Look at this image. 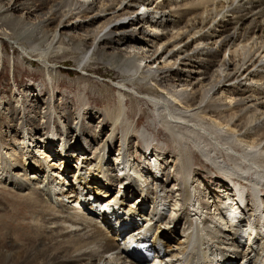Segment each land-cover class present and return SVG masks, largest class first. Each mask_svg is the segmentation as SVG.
<instances>
[{"label": "bare ground", "instance_id": "obj_1", "mask_svg": "<svg viewBox=\"0 0 264 264\" xmlns=\"http://www.w3.org/2000/svg\"><path fill=\"white\" fill-rule=\"evenodd\" d=\"M180 1L178 3L177 0H164L161 4H158L154 0H8L6 4H0V34L8 37L7 32H9V39L17 45L32 49L39 47L34 43L32 39L34 37H37L36 41L44 44L46 49L51 45H58L57 47L66 45L70 48V53L80 56L81 59H86L89 51L91 53L90 60H92V64H97V67L90 66V63L84 64L82 71L102 72V76L113 79L126 75L129 81L137 74V79H148L149 84L152 86H140L139 90H135V93L144 94L146 92V95H148L147 92L150 91L154 95L151 103L157 109V113L160 114L161 111L163 114L162 120H165V126L170 133L174 132L173 128L176 127L177 123H187L185 129L191 126L195 127L191 129L197 132L198 137L191 140L194 141V146L197 147V142L201 138H204L207 142L206 135L214 136V134H217L221 137L220 133L223 132L227 135V138H222L221 150L227 152L226 155H229V157L233 156L231 155L232 142L230 140L234 138L235 144L233 145L238 146L241 153L236 152L238 156L234 155L233 157L237 156V159L246 165L242 168L240 163L238 170L246 172L255 169L253 171L256 176L255 179L249 180L251 182L250 186L255 189L252 191L253 197L251 199V203L255 204L258 197L256 188L261 184V181L264 182V169L254 163L256 161H249L251 158L254 160V155L257 154L259 158L261 157L258 163L264 162V118L262 119V115H264V61L261 62V55L254 58L261 49V53H264V2L263 0L244 2L241 0L242 3L239 1V5L227 12L230 14L229 17L224 18L223 16L219 22L212 25L215 22V16L224 9V4H212L215 0ZM230 1L233 3L234 0ZM189 5L193 8L201 7L202 9L192 8L188 11L181 9L182 7H190ZM138 6L143 9L141 11L149 9L151 12H148L147 16L141 17L136 10ZM172 6H174V9L176 8V14L180 11L177 20H172L169 16H166V9H171ZM227 6H231V2ZM16 13H21V16L16 17ZM79 17L87 22L85 24L78 22ZM127 18L128 20H126ZM56 20H58V23L53 30L52 28L48 29ZM206 29L207 31H205ZM194 35H198L196 39ZM15 36L16 38H14ZM189 38L191 39L190 43L183 45L180 52L173 51L176 46L183 44L184 41L187 42ZM163 45L165 50L159 52V48ZM200 45H204L202 49H200ZM190 47L193 48L190 50ZM230 49L232 57L220 61V55ZM190 51L193 52L191 57L182 58L187 56ZM65 55L47 57V62L55 63L57 60L64 59ZM178 60H181L183 66L179 70H175L174 65ZM103 68H105V71L101 70ZM248 80L250 82L254 81V83L246 84ZM118 85L119 91L117 92L120 95L124 93L125 89H130L126 82ZM59 86H63V84L60 83ZM39 95L43 96L42 89L39 91ZM36 96H23L22 107H24V113L22 115L21 110L19 112L18 110L5 109L7 110L6 116H8V119L6 118V127L4 128L9 131L10 136L0 137V147L10 149L12 153L9 157L14 158L16 154L22 156L27 161L28 167L25 169L26 167L22 166L23 174L21 176L19 175L21 170H19L20 165L18 164H21L20 161H16L9 166L8 170L11 171L17 167V171H13V174L9 173L7 169L0 170V203L4 204V196L5 198L8 196L11 200L7 205L4 204L3 209L0 208V235H5L0 242V244H4L2 248L5 249V252H3L4 250L1 251L0 248V264H143L146 260L144 257L125 253L117 240L124 241L129 238L127 245L131 239H134L135 242H133L137 245H146L153 236L154 240L151 245L144 249L156 254L155 256L152 255L153 264H156L159 258L161 259L158 262L160 264H237V261L232 262L231 260L245 258L252 251H256L257 247L255 248L253 245L256 242L257 234L264 237V218L258 217V209L254 208L252 211L254 212L253 220L249 223L248 221L252 217H248L245 221L248 222L246 230L249 243V245L246 244L249 246L248 253L245 249L244 254L239 251V245L241 244L239 240L232 241L229 234L228 236L219 229L218 232L224 234L223 236L220 234L221 237H219L224 245L223 248L214 240L218 237L213 235L216 231L213 233L210 231V237H206L205 234L209 232V229L204 228V230L202 226L199 228L198 225L192 228L193 223L191 221L189 226L183 229L186 236L181 244L183 245L185 241L188 243L197 236L193 248L187 250V246L182 247L178 249V253L172 252L169 259H165L168 261L163 262L162 259L164 258L162 257L169 251L170 246L166 250L163 249L164 240L163 238V241L160 240L164 230H161L160 225H162V222L158 221L166 217L159 208L162 203L159 199L160 204L155 203L153 205L150 218L153 221V226L150 225L146 228V225L141 222V217L147 207L141 206L138 201L140 199L142 201L147 200V191H145V187L135 183L137 181L130 176L124 154L118 153L115 158L117 163L115 167L111 165L110 168H106L104 164L105 168H102L104 172L98 177L90 176L94 173L88 171L89 178H86V174L80 173L85 166L81 170L77 168L76 173L78 175L83 174V176L74 177L75 182L73 181V185L65 189L68 183L66 177L63 176L62 178V175H60L61 165L56 167L52 164H46L48 170H41L37 162L34 164L33 157H24L25 153L32 156L28 149L16 153L18 149L16 145L20 142L19 137L21 134L24 135L26 132L28 144L34 147V145L40 143L46 134V127L48 128L49 123H51L49 112L51 104L44 101L43 105L47 104L45 108L47 111H44V107H39V96ZM61 104L62 102L54 104L52 108L56 110ZM172 104L181 106L182 112L172 111L170 108ZM81 105L84 107L83 103ZM63 106L65 110L58 118L63 127L62 130L58 129L57 133L62 134V137L67 140L72 136L73 131H70L72 127L69 126L68 111L70 112V110L66 109L65 104ZM192 111L197 113L185 116ZM123 113V107L118 101L113 106L105 107L102 111L84 113L73 126L75 133L77 128L81 136L75 134L76 140L71 148L74 146L78 149V146L83 143L84 146H90L96 141L101 132L99 130L100 124L105 127L106 122L110 124L111 129H116L125 123L126 126L124 125V127L126 129L124 130H127L126 135L129 134L130 124L124 120ZM31 116H40L39 124L36 120H32ZM198 117L210 121L208 129H204L200 124L197 126V119L195 118ZM95 118H98V125L92 128V126H89L91 122H88V120H94ZM8 120L11 123L10 125H8ZM174 121H176L175 126ZM19 122H22L23 125L20 126ZM81 125H83V128ZM91 130L93 131L92 134L90 133ZM40 132H45V134H40ZM126 135L123 137L125 141L128 138ZM174 136L178 138L176 133ZM188 136L190 139V135ZM188 136L185 135L187 138ZM47 141L44 140L46 144H42L44 148L48 144ZM21 142H25L23 138ZM261 144H263L262 147ZM100 147L103 151L97 154V158L99 162H102L105 154L110 152L112 146L111 143L107 142ZM35 148L37 147L35 146ZM64 148L66 149V147ZM196 149L200 152L199 154L205 156L202 153L203 148L198 146ZM182 153L180 149L178 154L184 157L185 162L178 164L187 169L188 154ZM58 155L61 157L68 154L60 151ZM62 159H66V163L70 165L69 159L71 160V158L69 155L62 157ZM82 159L86 166L90 165L91 160H93L85 156H82ZM57 162L59 163V161ZM40 165L42 166V164ZM150 165H152L148 172L151 173L149 174L150 180L161 191L163 185H167L164 192L166 196H170V193L173 192L171 189L168 190V186L174 177H172V174L169 176L166 174L167 180L162 183L158 180V176H162L164 171L161 174V169H158L152 160H150ZM27 170L30 173L32 171L35 178H26ZM40 170L44 173L47 172L46 176L41 178L43 179L41 181L36 178V174L41 173ZM218 172L221 174L223 172L228 173L223 168H220ZM66 173L68 171L64 175ZM175 173L177 174L179 171ZM67 176H69V173ZM104 177L107 178V180L104 179L106 187L103 186ZM118 178L119 180L113 183L114 179ZM182 180L185 184L182 190L188 196L185 201L190 203L192 198L190 189L186 186L185 177ZM100 181H103V185ZM227 181L232 183L229 178ZM216 183L219 184V189L222 188L224 191L225 183L222 184L218 181ZM127 184H130L128 189H126ZM232 184H234L232 185L234 186L233 189L237 188L235 195L239 199L238 202L237 199L233 200V206L237 205L236 207L239 209L241 206L246 208L248 204H243L246 200L245 197L242 198L245 190H239V186H242V184ZM138 188L141 192L143 190L144 192L140 193ZM88 190L93 192V194L90 192L92 196L89 195ZM45 192L48 193V197L44 196ZM109 194L115 195V197H112V199ZM74 195L81 198V203L78 204L76 200L75 202L72 200ZM86 195L91 198L87 199ZM38 196L40 198L36 200ZM72 202L74 204H71ZM214 203V212L219 211L222 216L221 208L223 207L218 208V202ZM94 204L100 208L95 209ZM126 204H129L128 211L131 213L128 216L129 220L127 225L121 222L120 227H117L115 223L123 218V210L126 208ZM229 204L231 205L230 202ZM5 208L8 209L10 215L20 212V210L28 213L29 225L27 232L21 230L18 234L11 233V227L6 224L10 215L2 212ZM205 209L211 210V207L205 206ZM260 210L259 213L264 212L262 208ZM187 212L188 208L185 207L169 218L174 223L175 228L172 227V230H166L168 234L165 236L170 233L172 236L175 234L177 225L182 219H186ZM246 213L245 210L244 215ZM229 216L225 215V218L228 219ZM235 217L236 222L241 221L240 215ZM24 222L26 221L24 220ZM101 226H104L106 230L104 231ZM135 226H139L136 229V231H139V235L133 238L134 234L130 232L128 237L125 233ZM20 229L23 228L20 226ZM4 230L10 231V233H3ZM16 248H21L20 251L23 249L26 251L24 258H17L18 255L14 252ZM263 250L264 245L262 252ZM134 252L136 253V251ZM138 252H140L139 249Z\"/></svg>", "mask_w": 264, "mask_h": 264}, {"label": "rangeland", "instance_id": "obj_2", "mask_svg": "<svg viewBox=\"0 0 264 264\" xmlns=\"http://www.w3.org/2000/svg\"><path fill=\"white\" fill-rule=\"evenodd\" d=\"M7 1L8 0H1L0 4L4 5L7 3ZM154 1L158 4L159 3L161 4L162 1L164 0H154ZM177 1L178 3L181 2L180 0H177ZM239 1L241 0H234L232 3V1L230 0H215V2L212 4L218 5L219 3L220 5L222 3L224 4L225 7L220 14L215 16V22L212 23V25H214L216 22H219L223 18V16L224 18L229 17L230 14H228L227 12H229L231 9H233L234 7L242 3V1L244 2V1H250V0H242L240 3ZM229 2H231V6H227ZM138 7L136 8V10L139 16L141 17L147 16L151 12V10L149 9L147 10L145 9L146 11L145 10L141 11L143 9H141L140 7L138 8ZM192 8L193 7L191 6L190 7L187 6V7H182L181 9L183 11L184 9L188 11ZM193 9L201 10L202 8L194 7ZM165 13H166V16L167 17L169 16L170 19L172 20H177L180 16L179 15L180 11L178 14H176V8L174 9V6H172L171 9H166ZM15 15L16 17H19L21 16V13H16ZM16 20H18V18H16ZM78 20H79L78 22H81L83 24L87 22L81 19L80 17ZM126 20H128V18ZM57 23H58V20H56L50 27H48V29L52 28L53 30L54 26ZM205 31H207V29ZM7 33L9 34V32ZM8 34H7L8 37H5L0 34V137L5 136V135L10 136L9 131H7L4 128L6 127L5 125L6 118L8 119V116H6L7 110L5 109H10L12 111L18 110L19 112L21 110L20 113L22 115L24 113V110H23L24 107H22L23 96L34 95L35 97H37L36 95H38L39 96V107L41 108L44 107V111H47V109H45L47 107V104L43 105L44 101L49 102L51 104L50 109H49V112L51 115V123H49L48 128L46 127V131H45L46 134L45 132L44 133L42 132L45 135L41 139L40 143L32 147V145L28 144L27 142L28 138L25 132L24 135L21 134L19 137L20 142L18 145H16V147L18 148L16 150V153H18L21 150L23 151V150L28 149V151L30 152V154H32V156L25 153L24 157L25 156L33 157L34 164L37 162V164L41 167V170L43 169L45 171L48 170V167L46 164H52L53 166H56V167L61 165V168L59 170L60 175H62L61 176L62 178L63 176L66 177V182L68 183L65 189L73 185L74 177L77 178L79 176H83V174L84 175L86 174L85 177L89 178L87 175L88 171L94 173V174H90V176H95V177L100 176V174L104 172L102 168H105V167L110 168L109 166L111 165H113L114 167L116 166L117 163L115 162V158L117 157L118 153L124 154L125 162L127 164L130 176L133 177L135 181H137V182L134 181L135 183H138V185H140L141 187H145L146 189L145 188L144 189L145 191H147L146 192L148 196L147 200L142 201V199H140V201H138V203H140L141 206L147 207L144 212L141 211L143 212L142 217H141V222L142 224L146 225V228L149 227L150 225L153 226V221L150 220L152 216L151 211L153 209V205L155 203L160 204V202H158L159 199L162 203V205H159L160 206L159 208L161 212L164 215H166V217L158 221V222H162L161 223L162 225L160 226H161V230L162 231L164 230L163 233L161 234L162 237L160 238V240H162V238L164 240V241L162 240L163 241L162 246L164 247L163 249L166 250L168 249V246H170L169 251L162 257L164 258L163 262L168 261L165 259L166 258L169 259V256L170 254H172V252L178 253L177 252L178 249H181L182 247L187 246V250H190L193 248L190 246L192 240H190V242L188 243L185 241L186 243L184 242L183 245L181 244L184 240V237L186 236V234H184L183 232V229L187 228L191 221L193 223L192 228H195V225H198L199 228H201L202 226L203 229L204 228L209 229V232L211 231L213 233L216 231L215 233H213V235L216 237L218 236V237L214 240L216 241V243H219V245H221L223 248H224V245L221 242V238H219L221 237L220 236L221 233L218 232L219 229H221L222 232H225L226 235L229 234L233 238L232 239L229 237L232 241L239 240V242L241 243L239 245V249H240L239 251H241L243 254L245 252L244 249L246 250V253L249 252V246L246 245V244L249 245L248 236L246 232L248 228L247 225H248V222L250 223L254 218L253 217L254 212H252L254 208L258 209L257 211L258 217L260 216L261 218H264L263 216L264 212L259 213L261 211L260 210L261 208H262V211L264 210V182L261 181L260 182L261 184L257 186L256 190L258 193V197H257L256 203L252 204L251 203V199L253 197L252 191L255 189H253V186L252 187L250 186L251 182H249V180L255 179L256 176L253 174L254 173L253 171L255 169L254 170L251 169L246 172L238 170L240 167L242 166L244 167L246 165L244 163H241V161L237 159L238 153H241V151L239 150L238 146L233 145L235 144L233 140L234 138L230 140L232 142L231 144L232 154L231 155L233 156L237 155L236 157H233V156L229 157V155H226L228 154L227 152L225 153V151L221 150V144L223 143V141L221 140L222 138L223 139L227 138V135L224 134L223 132L220 133L221 137H219V135L217 134H214V136L206 135L205 137H207L208 139L207 142L204 140V138H201V140L197 142L198 146L203 148L202 153L205 156H202L201 154H199L200 152L196 149L198 146L195 147L194 141L191 140V139L195 140L196 137H198L196 134L197 132L195 130L194 131L192 130L195 127L191 126L185 129L187 123H184V122L177 123L176 125V121H174V126L176 125V127H174L175 129L173 128V130L177 134L178 136L177 138L176 136H174L175 133L173 131L170 133V131H168V129L166 128L165 126L166 124L164 123L165 120H162L163 114L161 113V111H160V114L159 112L157 113L156 112L157 109L152 105L151 100L154 99V95L150 91L147 92L148 95H146V92L144 94L135 93V90L136 91L139 90L140 86L141 87L152 86L149 84L148 79H140V78L137 79L138 78L137 76L138 74H137L134 76L132 80L130 79L131 81H129L126 75L120 76L118 79H115V78L113 79V78H108L106 76H102L101 75L102 72H98V71L95 72L91 70H88L87 72L82 71L84 64L90 63V66L94 68L97 67V64H92V60H90L91 53L89 51H88L89 54L86 55V59H81L80 56L70 53V48L67 47L66 45H63L60 47H57L58 45L57 46L51 45V46H48V48L46 49L44 44H41L40 42L38 43L36 41L37 37H34L32 39L34 43L37 44L39 47H37V49L26 48V47L17 45L13 40L9 39L10 36ZM197 36L198 35H194V38L196 39ZM14 38H16V36ZM190 41L191 39L189 38L187 42L184 41L183 44L182 43L181 45L179 44L180 46L179 45L178 47L176 46L173 51L180 52L182 50V46L187 43L189 44ZM203 46L204 45H200V49H202ZM163 48H164V45L159 48V52H163L165 50ZM192 48L193 47H190V50ZM261 50L255 55L254 58H257L259 55H261L262 56L261 62H263L264 53H261ZM43 51L45 52L43 53ZM230 51L231 49L226 50V52L222 53L220 55V61H223L224 59L228 60L229 57H232V54L230 53ZM62 54L64 55L66 54L65 55L66 57L64 59L57 60V62L55 63L47 62V57L62 55ZM192 55H193V52L190 51L189 54H187V56L182 57V58L187 59L191 57ZM181 66H183L181 63V60H178L176 64L174 65V69L179 70ZM101 70L105 71V68ZM122 82H126L128 86L130 87V89L128 90L125 89L124 93L120 95L119 92H117L119 91L118 84ZM60 83H62L63 86H59ZM249 83H254V81L250 82L248 80L246 82V84H249ZM41 89L43 92V96L39 95V91ZM117 94L120 96L118 97ZM117 101L120 102L121 107H123L124 120H126L130 124L129 131H128L129 134L126 135L127 130H124L126 129V127H124V125L126 126L125 123L123 125H120L116 129H111L110 124L106 122L104 124L105 127H102V125L100 124L99 130L101 132L98 138H96V141H94L90 146H84V143H83L80 146H78V149L74 146L71 148L72 144H74L76 140L74 137L75 134H77L78 136H81V133L79 132L77 128L75 129L76 130V133H75L73 126L81 119L82 115H84V113H94L97 111H102V109H104L107 106H113ZM61 102L62 104L58 109L54 110V108H52L54 104H57V103L60 104ZM81 103L84 104V107L83 105H81ZM64 104H65L66 109L70 110V112L68 111L69 126L70 128L72 127V130L70 131H73L72 136H70L67 140H65L64 137H62V134L59 135L57 133V130L58 129L62 130V127H63L60 124L58 118L59 116H61V113L65 110L64 106L62 107V105ZM170 108L174 112H178V113L179 111L182 112L181 106L179 105L172 104ZM195 113L197 112L192 111L189 114H186L185 116H189ZM263 118H264V115H262V119ZM31 119L36 120L38 124L40 122V116H36V117L31 116ZM195 119H197L196 121L197 126H199L200 124V126H202L204 129H208L210 125L209 120L205 118H201V117H198ZM88 122H91L90 125L88 123L89 126H92V128H95V126L98 125V118H95L94 120L89 119ZM10 124L11 123L8 120V125ZM18 124L20 126L23 125L22 122H19ZM81 127L83 128V125H81ZM92 132L93 131L91 130L90 133L92 134ZM42 133L40 132V134ZM125 135L128 136L129 138V139L126 138L127 141L123 140V137ZM185 135L187 136L190 135V139H189V136L187 138L185 137ZM22 138L25 141L24 143L21 142ZM44 140H48L47 141L48 144L46 148H44V146L42 145V144H46ZM128 141L131 143L129 144ZM107 142L111 143L112 149L109 150L110 152L105 154L102 162H99V159L97 158V154L100 151H103L101 150L100 146L103 143H107ZM35 146L37 148H35ZM262 146L263 144H261V147ZM64 147H66V149ZM180 149L183 152L182 154H188L187 158L189 161L187 162L188 165H186L187 169L181 167L182 165L178 164V163L185 162L184 157L181 154H178L180 152ZM60 151H64L65 153L69 155V157L71 158V160L69 159L70 165H68L69 163H66L67 162L66 159H62V157H67L68 155H63L60 157L58 155ZM10 153H12L10 149H7V148L5 149L3 147H0V170H4V169L8 170L11 164H14L16 161L18 162L20 161L21 164L20 163L18 164L20 165L19 170L21 171L19 172V175L21 176V174H23L22 166L26 167L25 169H27L28 167L27 161H25V159L22 158V156H19L18 154L14 155V158H12V156L9 157ZM82 156H85L87 158L89 157L92 158L93 160H91V164L86 166L83 162ZM254 156H255L254 160L251 158L249 161L251 162L256 161L254 163L258 164V166L260 165V167L264 169V162L261 161L260 163H258L259 162L258 160H260L261 157L259 158L257 154H255ZM150 160H152L156 164L158 169H161L162 171L160 172L161 174L164 171V174H162V176H158V180L162 181V183L165 180H167L165 176L166 174L168 176L172 174V177H174V179H172V182L168 186V190L171 189L173 192V193H170V196H166L164 192V190L167 189V185L166 186L163 185V189L161 191V189L159 187H155V185L153 184L154 182L150 180L149 174L151 173H148L149 169H151L150 166H152L150 165ZM57 161H59V163ZM39 163L42 164V166ZM212 163L215 165V167ZM240 163L242 164L241 166L239 165ZM94 164H96V166H94ZM104 164H105V167H104ZM83 166L85 167L80 172L83 174L78 175L76 173L77 172L76 169L79 168L81 170ZM178 167L180 168V170ZM220 168H223L224 171L229 173V175H227L228 173H224V172L222 174L219 173L218 170H220ZM8 171L9 173L13 174V171L14 172L17 171V167L13 168L12 171L11 170H8ZM66 171H68L69 176H67L68 173L64 175ZM177 171H179V173L176 174L175 172ZM41 173L36 174L37 176L36 178L40 181L43 180L41 178L46 176L47 172L45 173L41 172ZM195 174L196 176L194 177ZM34 176L35 175L32 173V171L31 173L29 172V170L26 171V178L33 179L35 178ZM183 177H185L186 179V186L190 189V195L192 196L190 203L187 202L188 204L185 201V198H188V196H186L182 190L184 189L183 185H185L183 184L184 183L182 180ZM228 178L232 180V183L242 184V186H239L240 187L239 190H242V189L245 190L243 192L244 194L242 198L245 197V200H246V202H244L243 204L245 203L248 204L246 208L241 206L239 209L238 207H236L237 205L233 206V200L237 199V196L235 195L237 188H234V189L232 188L234 187L232 186L234 184H232L231 181H227ZM244 178H247V179H244ZM104 179L107 180V178L106 177L103 178L104 185H103V181H100V183L104 187H106L105 186L106 182ZM116 180H119V178L114 179L113 183ZM216 181L222 184L225 183L224 184L226 186L225 189L227 188V190L224 189L223 191L222 188L220 190L219 184L216 183ZM129 185L130 184L126 185V189H128ZM138 191L140 193L144 192V190L141 192L140 188H138ZM90 192L91 194H93L92 191L88 190L89 195H91ZM89 195H86L87 199L91 198ZM44 196L48 197V193L45 192ZM110 196L111 198L115 197V195L109 194V197ZM260 196L262 197L260 198ZM39 198H40L39 196L36 197V200H38ZM138 198L139 196L137 197V199ZM3 199H4V204L6 205L10 203L11 201L8 198V196L7 198H5L4 196ZM80 199L81 198H79L78 195L76 196L74 195V198L72 200H74V202L76 200L79 204L81 203ZM99 199L101 198L99 197ZM238 201L239 199H237V202ZM214 202L216 203L218 202V208L223 207L221 208V213L223 214L222 216L219 214L220 213L219 211H217V213L214 212L213 210V204H215ZM229 202L231 203V205L229 204ZM191 203L193 206L191 205ZM4 204L0 203V208L3 209L5 207ZM71 204H74V203L72 202ZM205 206L211 207V210L210 209L206 210ZM185 207L188 208L187 217H186L187 220L182 219L180 221V223L176 227V231H175L176 235L174 234L175 236L174 235L172 236L171 233L168 236H165L168 234L166 230H172L173 228H175V226H173L174 223L171 222L169 218L175 215L176 212L177 213L180 212ZM128 208H129V204L128 205L126 204V208H124L123 210L124 211V215L122 216L123 218L120 219L119 222L116 221L115 223L117 227H120L119 224H121V222H124L125 225H127V221L129 220L128 216H130L131 214L128 211ZM234 208L235 209L237 208L238 210L236 211ZM80 209L82 208L80 207ZM245 210L247 211L246 215H244ZM2 212L8 213L7 215H10L9 214L10 212L8 211L7 208H5V210ZM225 215H230L229 216L230 218H228L227 222L225 221ZM236 215H240L241 221L238 220L240 222H236L235 220ZM248 217L249 218L252 217V218L249 219V221L246 223L245 221L247 220ZM24 220L26 222H24ZM8 221L6 224L11 227V233L18 234L20 233L21 230L26 231V232L28 231V225H29L28 224V213L20 210V212H15L12 215L8 216ZM115 225L113 226L115 227ZM20 226L23 229H20ZM138 228L139 226H135L131 228L130 231H127L125 234L128 235L130 232H132V234H134L133 238H135V236L139 235V231H136V229ZM102 229L104 231L106 230L104 226L102 227ZM107 229L109 230V228ZM5 232L10 233V231L8 230L3 231V233ZM209 232L205 234L206 237H210L211 232L210 233ZM192 234L194 233L192 232ZM112 235L114 236V234ZM221 235L223 236L224 234H221ZM4 236L0 235V242L1 240H3ZM153 237H151L150 241H148L147 242L148 244L146 245H143V244L137 245L133 243V241L135 242L134 239H132V241L129 243V245H132V247H134L135 250L136 249L140 250L139 253L137 252L138 254L143 253L147 257L146 262L151 261L152 256L151 254H149V252L144 251V249L145 247H147V245H151L152 241L154 240ZM126 240H128V238H126L125 241ZM255 240L256 242L254 243L253 246L255 248L257 247L256 251H252L245 258H242V259L239 258L237 260L232 259L231 261L232 262L237 261V264H264V257H263L264 250L262 252V248L264 245V237H262L260 234H257ZM125 241H120L119 239L117 240L120 247L124 249H125V246L123 245V242ZM179 243L181 246L179 245ZM3 245L4 244L1 243L0 248L2 249L1 251L4 250L3 252H5V249L2 248ZM129 245H128V248H129ZM128 248L126 246V250H128ZM20 249L16 248L14 252L18 255L17 258H24L26 251L24 249L20 251ZM170 249H173V250L171 251ZM246 260H249V261H246ZM144 264L146 263L144 262Z\"/></svg>", "mask_w": 264, "mask_h": 264}]
</instances>
